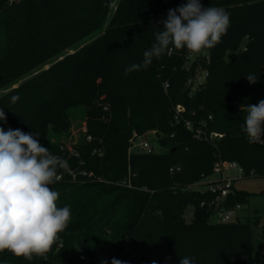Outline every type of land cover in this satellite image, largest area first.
Here are the masks:
<instances>
[{"label":"trees","instance_id":"1","mask_svg":"<svg viewBox=\"0 0 264 264\" xmlns=\"http://www.w3.org/2000/svg\"><path fill=\"white\" fill-rule=\"evenodd\" d=\"M186 3L0 0V127L37 135L71 169L50 185L57 207L71 211L51 249L31 260L0 252V264H264L259 216L214 223L202 206L211 195L187 189L212 175L219 156L264 176V146L249 142L241 110L264 99V0H200L230 14L220 43L199 54L170 45L147 68L125 71L143 62L168 10ZM79 108L86 133L72 152L64 140ZM198 128L217 136L198 140ZM150 132L164 151L137 153L134 140ZM250 195L234 189L227 201L243 206Z\"/></svg>","mask_w":264,"mask_h":264},{"label":"clouds","instance_id":"2","mask_svg":"<svg viewBox=\"0 0 264 264\" xmlns=\"http://www.w3.org/2000/svg\"><path fill=\"white\" fill-rule=\"evenodd\" d=\"M162 23L163 30L156 31L155 42L143 53V62L130 64L126 72L147 68L153 57L159 58L170 45L196 54L214 48L227 32L230 14L223 7H203L200 0H187L169 9ZM246 79L257 82L254 75ZM18 99L13 96L11 102ZM241 110L247 113L243 130L249 142L264 143V99L255 105H242ZM6 119L0 109V121ZM37 137L20 129L5 131L0 127V252L9 251L27 260L34 254L45 256L71 219L70 208L57 207L59 193L50 187L59 179V170H71L69 163L51 154ZM111 264L122 262L113 258ZM179 264L195 262L184 257Z\"/></svg>","mask_w":264,"mask_h":264},{"label":"built area","instance_id":"3","mask_svg":"<svg viewBox=\"0 0 264 264\" xmlns=\"http://www.w3.org/2000/svg\"><path fill=\"white\" fill-rule=\"evenodd\" d=\"M207 73L202 72L196 76L195 79H191L188 82V85L191 87V91L194 92L198 90L201 85L205 82ZM168 85H165V88H167ZM183 108L181 106L177 107V114L179 116V113L183 112ZM210 120L212 119V116L208 117ZM187 128L192 129V126L190 123H187ZM206 131L202 128H198V130L195 133V137L198 140H205L209 141V139H212L214 136H217V134L212 133L209 136L206 135ZM92 138L90 136H87V141H91ZM75 144V143H74ZM258 146H264V143H254ZM134 146L135 148H139L140 152L151 154L155 152V149L153 145L148 142L147 140L141 138L134 140ZM70 151H74L71 146H69ZM236 162H230V161H223L218 160L215 162L213 167L212 175L209 177H204L200 182L193 186L187 187V189H191L194 186H201L206 187L204 190L205 192H208L211 195V199L209 203L203 202L202 206L209 205L210 208L213 211V222L217 224H223V223H229L237 220H241L239 217V211L243 207L240 204H237L235 206L229 205L227 199L228 197L234 193V182L236 179H231L228 176L225 175V172L227 170H239L242 174L243 169L240 167ZM181 170V167H173L170 169V172L176 173ZM86 173H84L85 175ZM214 177H219L218 180H216ZM61 179V175H59V179ZM263 229H264V223H263ZM263 249V248H262ZM259 257L262 256V251L258 253ZM84 259V257H82Z\"/></svg>","mask_w":264,"mask_h":264},{"label":"rangeland","instance_id":"4","mask_svg":"<svg viewBox=\"0 0 264 264\" xmlns=\"http://www.w3.org/2000/svg\"><path fill=\"white\" fill-rule=\"evenodd\" d=\"M243 46H248L247 44ZM231 55V52H228L227 57ZM47 68V67H45ZM4 92H0V96ZM102 97L101 99H103ZM86 133V124H85V116L84 109L79 108L75 112H73L72 118V127L67 140H64L65 143L70 146L72 143L80 142L81 138ZM143 139L150 142L156 152H163L164 149L157 144V139L154 132H150L146 134ZM137 153L140 152L139 148H135ZM219 160H224L219 156ZM240 168V166L238 167ZM225 175L231 179H236L234 182V189L245 191L250 193L248 202L243 205L241 210L239 211V217L241 220H245L247 217L259 216L261 224L259 226L254 227L255 235L258 241L260 242L259 246L256 248V252L259 253L262 251V255L264 256V176H255L250 175L246 176L244 173L242 174L239 170H227ZM216 180L219 177H214ZM206 187L194 186V190H204ZM263 248V249H262Z\"/></svg>","mask_w":264,"mask_h":264}]
</instances>
